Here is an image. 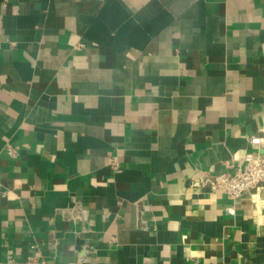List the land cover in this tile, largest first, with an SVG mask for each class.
I'll list each match as a JSON object with an SVG mask.
<instances>
[{
  "label": "crops",
  "instance_id": "obj_1",
  "mask_svg": "<svg viewBox=\"0 0 264 264\" xmlns=\"http://www.w3.org/2000/svg\"><path fill=\"white\" fill-rule=\"evenodd\" d=\"M261 128L264 0H0V264H264Z\"/></svg>",
  "mask_w": 264,
  "mask_h": 264
},
{
  "label": "built area",
  "instance_id": "obj_2",
  "mask_svg": "<svg viewBox=\"0 0 264 264\" xmlns=\"http://www.w3.org/2000/svg\"><path fill=\"white\" fill-rule=\"evenodd\" d=\"M247 141L250 148L232 165L233 172L202 173L197 178L199 184L211 192H224L232 202L248 192L264 191V128ZM7 151L9 155L15 154L10 146ZM228 210L232 212L233 206Z\"/></svg>",
  "mask_w": 264,
  "mask_h": 264
}]
</instances>
